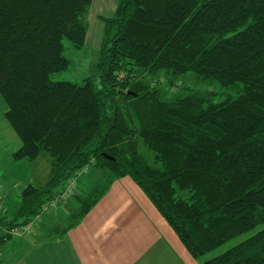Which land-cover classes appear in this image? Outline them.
Segmentation results:
<instances>
[{
    "label": "trees",
    "instance_id": "trees-1",
    "mask_svg": "<svg viewBox=\"0 0 264 264\" xmlns=\"http://www.w3.org/2000/svg\"><path fill=\"white\" fill-rule=\"evenodd\" d=\"M92 3L0 0V93L21 140L13 158L44 153L51 167L15 210L0 184V247L73 176L74 220L49 235H64L130 176L200 264H264V228L204 258L264 223V0H119L101 16L98 81L56 80L70 66L68 43L86 45ZM92 166L103 174L79 193Z\"/></svg>",
    "mask_w": 264,
    "mask_h": 264
},
{
    "label": "crops",
    "instance_id": "crops-1",
    "mask_svg": "<svg viewBox=\"0 0 264 264\" xmlns=\"http://www.w3.org/2000/svg\"><path fill=\"white\" fill-rule=\"evenodd\" d=\"M113 1L93 0L90 14L96 13L100 2L110 8ZM116 8L105 17L112 16ZM93 34L89 24L87 41L92 45L97 44ZM7 109L0 93V159L5 154L15 161L13 153L21 140L5 116ZM11 145L19 147L12 150ZM40 225L13 236L0 247L1 264H200L130 176L115 179L105 195L64 235H49L50 231H43Z\"/></svg>",
    "mask_w": 264,
    "mask_h": 264
},
{
    "label": "rangeland",
    "instance_id": "rangeland-1",
    "mask_svg": "<svg viewBox=\"0 0 264 264\" xmlns=\"http://www.w3.org/2000/svg\"><path fill=\"white\" fill-rule=\"evenodd\" d=\"M118 1L119 0H114L110 8L104 7V5L100 2V8L97 9L96 13L90 14L91 10L89 11L88 23L91 25V30L94 31V38L96 39L97 37V44L92 45L89 41H87L86 45L83 48L77 49L70 43H68L66 55L70 59V66L67 70L57 73L54 77L56 80H72L81 83L86 77L94 76L95 78L96 76V80L98 81L96 63L98 60V50L100 49L103 42L105 25L103 21H101L99 18L97 19V15H111L110 13H112L111 11H113V9L117 6ZM186 80L191 83L190 85L193 87L204 84H197V80L192 77L186 78ZM162 88L164 89L165 94L168 97H171L180 92L172 87L167 88L162 86ZM10 147L12 150H14L19 146L11 145ZM141 150L144 153L146 152L147 156L150 159L152 158L151 155L153 154L150 151H147V148L143 144H141ZM14 162H18V164L14 165ZM19 162L20 161H13V159L5 154L0 159V184L5 195L3 202L7 207H9L10 211L15 210L16 206L18 205L21 199V191L24 187H26L30 183L37 186H43L47 183L50 175L51 167L50 157L48 154L43 153L41 156H39L38 159L33 162L26 160L21 163ZM102 174V170L98 168L96 169L94 166H92L89 172H85L79 177L81 186L77 191L81 193L83 189L95 182L98 177L102 176ZM77 206L78 204L75 201L74 197H69V199L58 210L53 211L49 215L41 216V222H37L38 224H41L39 228L43 229V231H51L56 226L61 228L67 227L74 220L73 214L75 212L73 211V208ZM263 228L264 223L259 224L258 226L227 241L212 252L206 254L204 258H211L215 255L223 253L234 245L253 236ZM17 236L19 235H15L14 238H16ZM196 261L200 263L199 259H196Z\"/></svg>",
    "mask_w": 264,
    "mask_h": 264
},
{
    "label": "built area",
    "instance_id": "built-area-1",
    "mask_svg": "<svg viewBox=\"0 0 264 264\" xmlns=\"http://www.w3.org/2000/svg\"><path fill=\"white\" fill-rule=\"evenodd\" d=\"M87 169L88 168L86 167L83 170L87 171ZM79 175L73 176V178H71L70 181L68 182L66 189L61 193H59L57 197H54L51 200L47 201L44 204L43 208L41 209V213L37 215L32 222L28 223L27 225H24L23 227L15 228L13 230V233L17 235H23L26 232H30L34 230L36 225H38L37 222L40 221L41 216H43L45 213L58 210L68 200V198L76 192V186L78 184ZM2 197H3L2 190L0 188V214H5L6 208L3 205Z\"/></svg>",
    "mask_w": 264,
    "mask_h": 264
},
{
    "label": "water",
    "instance_id": "water-1",
    "mask_svg": "<svg viewBox=\"0 0 264 264\" xmlns=\"http://www.w3.org/2000/svg\"><path fill=\"white\" fill-rule=\"evenodd\" d=\"M107 158H110V159H114V157L113 156H110V155H108V154H104Z\"/></svg>",
    "mask_w": 264,
    "mask_h": 264
}]
</instances>
